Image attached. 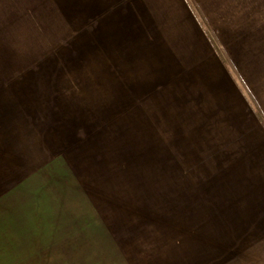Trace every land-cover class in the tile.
Listing matches in <instances>:
<instances>
[{
    "label": "crops",
    "instance_id": "obj_1",
    "mask_svg": "<svg viewBox=\"0 0 264 264\" xmlns=\"http://www.w3.org/2000/svg\"><path fill=\"white\" fill-rule=\"evenodd\" d=\"M0 264H264V0H0Z\"/></svg>",
    "mask_w": 264,
    "mask_h": 264
}]
</instances>
